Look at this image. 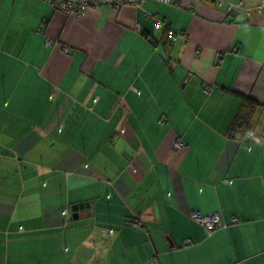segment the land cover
Returning a JSON list of instances; mask_svg holds the SVG:
<instances>
[{"label":"crops","instance_id":"0c3cea01","mask_svg":"<svg viewBox=\"0 0 264 264\" xmlns=\"http://www.w3.org/2000/svg\"><path fill=\"white\" fill-rule=\"evenodd\" d=\"M262 1L0 0V264H264Z\"/></svg>","mask_w":264,"mask_h":264},{"label":"built area","instance_id":"2783aa9c","mask_svg":"<svg viewBox=\"0 0 264 264\" xmlns=\"http://www.w3.org/2000/svg\"><path fill=\"white\" fill-rule=\"evenodd\" d=\"M52 8L64 14H72L76 17H81L83 14L92 8H98L101 6H109L115 9L122 7L125 4H133L144 2V0H45ZM163 3H169L172 0H159ZM220 4V3H219ZM240 3L238 4V7ZM231 6H229L230 8ZM264 8V1L256 7L257 12H261ZM250 10L248 9L247 12ZM67 51V49L65 48ZM185 146V143L180 138H174L172 141L171 149L173 152H178ZM228 183V181H224ZM61 215H70L69 210H61ZM189 217L198 225H200L210 235L216 228H226L229 223L225 222L222 216L218 212H213L207 215H202L198 211L189 212ZM238 219L235 217L230 218V224H235ZM133 226L138 228L140 225L134 223ZM191 241L186 239L183 241V245L190 244Z\"/></svg>","mask_w":264,"mask_h":264},{"label":"trees","instance_id":"16d2710c","mask_svg":"<svg viewBox=\"0 0 264 264\" xmlns=\"http://www.w3.org/2000/svg\"><path fill=\"white\" fill-rule=\"evenodd\" d=\"M244 100L245 101H248V104L250 103V104H252V105H255L256 103L253 101V100H251V99H249V98H244ZM250 101V102H249ZM245 117H246V114H244V115H240L239 116V120L237 121V126L236 127H243L244 126V123H245ZM236 127H234L233 128V130H232V134H233V136H236L237 135V129H236Z\"/></svg>","mask_w":264,"mask_h":264},{"label":"water","instance_id":"95a60500","mask_svg":"<svg viewBox=\"0 0 264 264\" xmlns=\"http://www.w3.org/2000/svg\"><path fill=\"white\" fill-rule=\"evenodd\" d=\"M81 207H82V204H79V205L73 206V207L71 208V211H72V218H73V219H76V218H77V210H78L79 208H81Z\"/></svg>","mask_w":264,"mask_h":264}]
</instances>
